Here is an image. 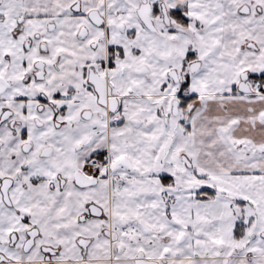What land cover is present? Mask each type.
<instances>
[{
	"label": "snow or ice",
	"instance_id": "obj_1",
	"mask_svg": "<svg viewBox=\"0 0 264 264\" xmlns=\"http://www.w3.org/2000/svg\"><path fill=\"white\" fill-rule=\"evenodd\" d=\"M0 264H264V0H0Z\"/></svg>",
	"mask_w": 264,
	"mask_h": 264
}]
</instances>
